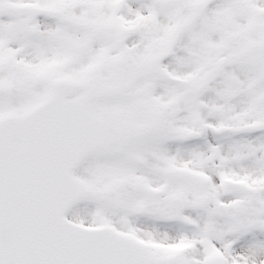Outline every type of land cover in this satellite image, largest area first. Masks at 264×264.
I'll return each mask as SVG.
<instances>
[{
	"label": "snow or ice",
	"instance_id": "6c2138e0",
	"mask_svg": "<svg viewBox=\"0 0 264 264\" xmlns=\"http://www.w3.org/2000/svg\"><path fill=\"white\" fill-rule=\"evenodd\" d=\"M0 264H264V0H0Z\"/></svg>",
	"mask_w": 264,
	"mask_h": 264
}]
</instances>
